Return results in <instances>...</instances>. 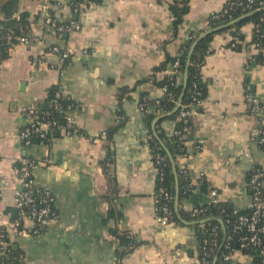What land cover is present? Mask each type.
I'll return each mask as SVG.
<instances>
[{"label":"crops","instance_id":"obj_1","mask_svg":"<svg viewBox=\"0 0 264 264\" xmlns=\"http://www.w3.org/2000/svg\"><path fill=\"white\" fill-rule=\"evenodd\" d=\"M170 1H93L78 15L80 27L61 36L39 23L38 11L44 4L50 9L49 0H20V11L31 14L32 33L0 64V211L3 220L18 215L14 197L21 184L14 166L23 157L36 159L33 175L50 188L58 211L42 233L12 238L22 264H201L195 221L165 224L156 217L157 170L148 132L156 133L160 115L159 130L169 135L176 121L163 112L149 125L140 99L162 93L155 78L165 71L156 67L167 53L193 45V34L211 29L210 14L229 0H190L176 34ZM62 14L70 17L71 8L64 5ZM254 27L252 21L242 25L237 44L230 43L228 26L210 41L202 66L207 96L193 110L189 154L178 156L195 183L204 176L179 202L186 211L203 204L213 188L218 199L249 207V171L256 163L264 169V148L253 137L264 123V106L258 117L246 96L251 91L264 101V46L253 42ZM53 44L70 57L51 51ZM54 84L74 102L77 131L57 130L47 142L26 145L20 136L25 111L43 106ZM235 258L252 260L239 251Z\"/></svg>","mask_w":264,"mask_h":264},{"label":"trees","instance_id":"obj_2","mask_svg":"<svg viewBox=\"0 0 264 264\" xmlns=\"http://www.w3.org/2000/svg\"><path fill=\"white\" fill-rule=\"evenodd\" d=\"M93 1L100 0H70L64 5L71 8L73 14V8L75 3H83L84 8L87 4ZM263 1V2H261ZM50 11L55 14L56 7L54 3L56 0H49ZM246 2L248 0H229L223 9L215 11L209 16V25L211 28L219 26L223 23L230 22L244 14L246 16L233 22L228 26L232 34L233 43L242 39L241 27L247 22H254V37L253 42L259 48L264 46V0H254L252 3V8H245ZM64 7V6H63ZM169 8L172 17V28L174 34L177 33L179 25L182 23L184 16L190 9V0H173L169 2ZM0 10L4 14V17L0 19V23L3 27L0 28V64L4 58H6L10 49L13 45L20 41L21 36H30L32 33V22L30 19V12L27 10L20 11V0H4L0 4ZM63 8L60 10L62 14ZM77 16V15H76ZM71 18L73 16L71 15ZM70 17L61 16L57 17V23L67 22L71 19ZM65 32H62L61 36ZM216 31L207 34L206 36L199 38L200 33H195L192 35V42L196 41L195 46L191 52L192 43L182 45L180 53L178 55L166 54L165 59L156 67L157 70H165L172 66L176 61H179L177 66L174 68L175 72L168 74L164 73L161 78H155L156 83L161 86L162 93L157 97H150L146 94L142 96L140 102H146L143 112L145 114L146 120L149 125L157 115L166 112L168 113L167 118H172L176 121L175 129H180L182 131V136L175 131L169 135L160 129V124L163 118L157 121L155 126V132L150 128L149 144L152 149L153 156L155 158V163L158 169L156 174V207L159 212L162 211V207L165 203H169L171 209V219L174 222H181L176 209H175V196L177 191V185L180 192V204L183 202L185 197L191 195L194 189L201 183H195L193 181L192 174L190 171L184 172L182 170L178 156L180 154L188 153L186 140L188 134L190 133L192 126L193 110L199 107L204 99H206V81L203 77L202 66L205 62V55L209 49L210 41L212 40ZM237 44V43H236ZM57 45V44H53ZM52 45V46H53ZM51 46V47H52ZM61 46V45H60ZM50 47V48H51ZM63 47V46H61ZM64 48V47H63ZM178 101L182 103L194 104L192 107V114L189 117L188 131L184 132V125L186 122L184 118L180 115L183 107L178 105ZM57 104H60L58 106ZM74 102L70 96L64 93L63 89L59 84H54L50 87L48 96L44 102V106H39L41 110L49 109L51 111V116L55 117L59 123L63 124L66 121L67 114L73 109ZM191 109V107H188ZM257 114V113H256ZM259 117V113L257 114ZM165 118V117H164ZM58 129H51L48 136L52 138L53 134ZM264 123L260 122L259 125L254 129L253 134L258 140L260 137L264 136ZM259 132V133H258ZM41 140L37 137L33 138V143ZM42 141V140H41ZM43 141H48L44 139ZM262 148H264V142L259 143ZM157 154L161 155L163 159L156 161ZM173 157V160L171 158ZM254 168L264 171L260 164H254L253 168L249 171V185L251 174ZM198 179H201L200 177ZM205 183V181H204ZM251 186V185H250ZM163 187L171 193V198H166L164 193L159 189ZM209 207V210L203 215L212 214L214 217L206 220H199V216H196L190 211H186L184 206H180V213L185 219H190L195 221V226L197 227L199 235V255L202 260L204 250L210 247V244L205 243V238L210 237V230L213 226L218 229V239L219 243L216 248L218 253L217 258L214 262L215 255L212 256V264H224V255L230 250L240 251L244 254H252L253 262L260 261V254L256 251L241 245V236L243 231L234 230L233 226L237 220V215L234 214L233 208L237 207L235 205H230L222 200L211 201L204 204ZM203 206V204H199ZM241 213H248L252 210L249 206L247 208L239 207ZM228 218L231 221H228ZM222 219V221L220 220ZM1 233V225H0ZM0 264H9L15 262L20 255L19 250L13 247L10 243L8 248H3L2 241L3 237H0ZM7 238V237H6ZM9 240V238H7ZM228 245V246H227Z\"/></svg>","mask_w":264,"mask_h":264},{"label":"built area","instance_id":"obj_3","mask_svg":"<svg viewBox=\"0 0 264 264\" xmlns=\"http://www.w3.org/2000/svg\"><path fill=\"white\" fill-rule=\"evenodd\" d=\"M68 1L70 2V0H56L54 3L56 7L55 14L49 10L47 4L42 5L40 11H38L39 23L45 27L53 29L59 35H61L62 32H68L79 28L80 22L78 15L81 14L85 9V4L83 3H75L73 8L74 12L72 14L73 18L70 16L71 19L69 21L57 23V17L62 15L60 10L63 8L64 3H67ZM253 1L254 0H248V2H246L245 8L251 9L253 7ZM20 41L29 42L30 38L28 36H21ZM50 50L59 53L63 60L70 57L69 51L60 45H53ZM178 63L179 61H176L172 66L165 69V73H174V68ZM246 96L248 101L251 102L255 113L263 115L262 108L264 106V101H262L251 91H248ZM194 104L195 103L188 104L178 101V105L183 107L180 115L186 122L183 128L184 132L188 131V116L192 114V107H194ZM57 105L60 106V104ZM145 105L146 102H142L141 108L144 109ZM60 107L62 108V106ZM188 107H191V109H188ZM25 116L26 125L22 129L20 136L26 145L32 144L34 137H37L41 140H50L51 137L48 136V133L51 129L57 128L59 131H62L65 134H70L77 131L75 119L70 113L67 114L66 121L63 124L59 123L55 117L51 116V111L49 109L41 110L39 107L33 109L29 108L25 111ZM174 131L182 136V131L180 129H175ZM259 142H264V136L259 138ZM182 155L187 154L183 153L179 156ZM156 158V161L163 159V157L159 154H157ZM151 162L154 164L158 172L153 153H151ZM36 165V159L31 157H23L14 166L16 179L21 184V188L16 190L14 197V205L18 210V215L13 219L3 220V213L0 211V237L4 238V240L1 241L3 248L5 249L8 248L14 236L20 234L38 235L42 233V231L53 218L58 216V211L54 206L55 197L50 188L40 185L33 175L32 168ZM182 170L184 172L189 171V164H185L182 167ZM203 180L204 176L201 177L199 182L201 183ZM250 185L252 188V199L250 203L252 210L248 213H241L239 207H234L233 212L237 215V220L233 226V229L244 232L241 236L242 246L249 247L253 251L255 250L256 253L260 254V261L258 262H253V255L249 254L252 260L247 264H264V171L254 168L251 174ZM159 190L164 193L166 198H171V193L168 190L164 189L163 187H161ZM217 195L218 190L216 188L211 189L209 198L203 203V206L197 205L191 208L192 213L196 216H199L200 218L198 219L202 221L209 217L213 218L214 216L212 214L203 215L209 210V207L205 206L204 204L211 201H218L219 199ZM156 217L161 223L167 224L174 222L170 218L171 209L169 203L164 204L161 212H159L156 207ZM27 219L32 221L31 225L26 224ZM228 221H231V219L228 218ZM210 234V237L205 238V243H209L210 247L204 250L202 260L200 259L201 264H212L211 258L213 255H215L214 253L216 252V248L219 243L218 229L216 226L211 228ZM6 237L9 238V240ZM237 253L238 251H234V249L226 253L223 258L224 264H244L235 258ZM217 255L218 253H216L214 257V262L217 258ZM15 259H17L15 262L9 264H22L21 255L15 257Z\"/></svg>","mask_w":264,"mask_h":264},{"label":"water","instance_id":"obj_4","mask_svg":"<svg viewBox=\"0 0 264 264\" xmlns=\"http://www.w3.org/2000/svg\"><path fill=\"white\" fill-rule=\"evenodd\" d=\"M244 16H246V14L242 15L241 17H244ZM241 17H239V18H237V19H235V20H232L231 22H228V23H226V24H222V25H219V26L213 27V28H211V29L205 31V32H204V33H203L198 39H200V38L206 36L207 34H209V33H211V32H214V31H217V30H220V29H222V28H225V27L229 26L230 24H232V23L235 22L236 20L240 19ZM2 27H3V24H0V28H2ZM188 42H189V41H188ZM195 43H196V42H195ZM195 43H194V44L192 45V47H191L190 55H191V52H192V50H193V48H194V46H195ZM43 106H44V105H43ZM163 116H165V115H160V116L156 117L155 120H154V122L156 123V122H157L161 117H163ZM191 137H192V136H191ZM171 158H172V160H173V157H172V156H171ZM179 202H180V192H179L178 185H177V191H176V196H175V209H176V212H177L179 218H180L181 220H183V221H187V220H185V219L182 217V215H181V213H180ZM211 218H212V217H209V218H207V219H211ZM220 220L222 221V219H220ZM215 260H216V259H215Z\"/></svg>","mask_w":264,"mask_h":264}]
</instances>
